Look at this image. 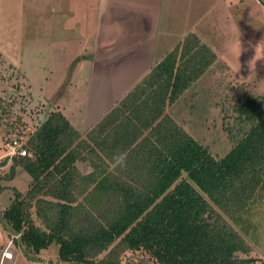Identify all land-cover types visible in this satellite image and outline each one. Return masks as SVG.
Masks as SVG:
<instances>
[{
    "label": "trees",
    "instance_id": "trees-1",
    "mask_svg": "<svg viewBox=\"0 0 264 264\" xmlns=\"http://www.w3.org/2000/svg\"><path fill=\"white\" fill-rule=\"evenodd\" d=\"M215 59L189 33L86 131L55 110L26 134L6 179L19 167L30 181L0 219L27 260L55 244L59 264L253 263L233 226L264 205L262 99L237 98L220 158L165 113ZM8 109L0 98V123Z\"/></svg>",
    "mask_w": 264,
    "mask_h": 264
},
{
    "label": "rangeland",
    "instance_id": "rangeland-1",
    "mask_svg": "<svg viewBox=\"0 0 264 264\" xmlns=\"http://www.w3.org/2000/svg\"><path fill=\"white\" fill-rule=\"evenodd\" d=\"M229 1L227 13L219 8L216 20L214 15V38L203 37L202 43L215 54L214 63L165 110L215 158L231 146L227 130L238 128L232 110L237 98L255 97L264 105V0ZM92 6V0H0V98L9 106V117L0 123V215L14 192L23 194L30 181L19 167L6 179L11 166L6 145L16 131L24 142L55 111L58 96L68 123L74 127L81 121L87 96L85 66H77V55L94 23ZM77 168L82 174L89 171L84 164ZM244 218L233 227L248 246L252 264H264V205L251 206ZM8 230L0 219V250L7 245L23 251L21 244L15 245L19 238ZM130 254L121 257L122 264H134L143 256ZM29 257H24L28 264H59L55 244Z\"/></svg>",
    "mask_w": 264,
    "mask_h": 264
},
{
    "label": "crops",
    "instance_id": "crops-1",
    "mask_svg": "<svg viewBox=\"0 0 264 264\" xmlns=\"http://www.w3.org/2000/svg\"><path fill=\"white\" fill-rule=\"evenodd\" d=\"M92 2L94 23L91 31L81 39V53L77 55L81 58L77 66H85L83 82L87 98L80 123L75 128L69 123L78 132L95 124L187 34H194L201 43H205V38L209 37V41L214 38L211 33L215 30L213 18L214 15L215 20L217 18V9L227 13L232 5L229 0ZM58 99L59 96L53 101L55 110L67 120ZM12 252L11 259H4L0 253V264H28L21 251Z\"/></svg>",
    "mask_w": 264,
    "mask_h": 264
},
{
    "label": "built area",
    "instance_id": "built-area-1",
    "mask_svg": "<svg viewBox=\"0 0 264 264\" xmlns=\"http://www.w3.org/2000/svg\"><path fill=\"white\" fill-rule=\"evenodd\" d=\"M23 143L24 142H21L20 137H13L12 139H10L6 145V148L8 150L6 154V158L10 160L13 156L23 157L27 155L26 149L22 147ZM11 236L14 237V239L19 238V234H13ZM1 250H2L1 255L4 259H11L12 251L8 248L7 245Z\"/></svg>",
    "mask_w": 264,
    "mask_h": 264
}]
</instances>
